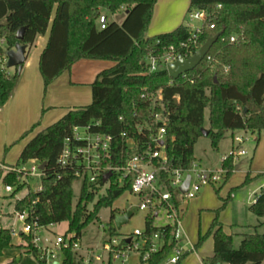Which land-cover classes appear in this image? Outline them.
Masks as SVG:
<instances>
[{"label":"trees","instance_id":"obj_1","mask_svg":"<svg viewBox=\"0 0 264 264\" xmlns=\"http://www.w3.org/2000/svg\"><path fill=\"white\" fill-rule=\"evenodd\" d=\"M157 1L0 0V38L6 39L8 51L17 43L27 46L29 51L37 38L50 30L39 63L46 89L80 60H113L116 63L97 75L91 85L90 105L70 110L57 123L38 133L22 151L18 165L31 160L46 164L42 191L31 190L15 203V213L29 211V222L41 227L68 222L66 235L74 234L80 239L86 228L99 219L103 208H111L130 191L128 183L123 187L112 185L89 210L97 193L85 181L73 205V185L79 168L62 169L58 161L63 142L72 136L75 127L92 125L94 131L111 135L114 138L112 165L119 166L125 163L122 157L125 140L147 141L148 135L139 133V127L145 128L154 122L153 111L165 114L166 151L177 168H186L196 161L194 148L204 137L206 111H209L210 121L207 137L214 149L219 148L229 131L257 133L258 138L264 132V0H191L190 16L196 11H205L208 15L199 35L200 47L217 34L221 36L196 69L176 80L165 70L149 72L145 59L150 54H162L170 46L180 48L192 35L190 29L182 25L173 32L149 37L148 29ZM122 9L126 12L122 24L107 22L105 29L100 28L98 21L103 11L116 14ZM211 24L214 29L208 27ZM22 28L25 31L19 41L17 33ZM234 33L242 34L243 38L238 35L237 41L231 43ZM215 49H220V58L228 68V75L218 80L212 76L210 67ZM0 52L2 54V49ZM18 79V69L15 74L7 75L0 66V105L8 101ZM97 122L100 123L98 127L95 126ZM123 133L126 138L122 137ZM222 167L228 179L235 169L231 156L225 159ZM2 178L8 186H16L15 193L27 185L26 182L21 184V177L13 172ZM250 211L264 219V188ZM118 215L117 210H112V221ZM155 221L154 216L146 217L144 236L152 240L159 234L164 244L159 252L150 254L148 263L142 261V264H160L176 246L172 240L175 228L158 227ZM109 231L110 237L119 235L116 228L111 227ZM22 236L29 244L17 247L13 244L11 230L2 229L0 256L4 250L17 247L32 254L39 264H46L30 238ZM210 236L214 239V256L205 260V264H264V233L244 235L240 248L234 249L233 236L225 233L215 220L208 234L200 238L199 245ZM146 251L142 252V257ZM184 258L178 264H182ZM63 264H85L84 257L69 248L63 252ZM108 264L115 263L110 260Z\"/></svg>","mask_w":264,"mask_h":264},{"label":"built area","instance_id":"obj_2","mask_svg":"<svg viewBox=\"0 0 264 264\" xmlns=\"http://www.w3.org/2000/svg\"><path fill=\"white\" fill-rule=\"evenodd\" d=\"M191 17L202 24L194 30H190L191 38L187 43H182L180 48L170 46L165 48L162 54L148 55L145 61L149 66V72L154 73L162 70L168 72L169 64L175 63L179 57L190 59L201 48L199 35L204 28L208 15L205 11H196ZM107 22L106 16H101L98 21L100 28L105 29ZM208 27L214 29L215 26L211 24ZM230 41L235 43L237 37H232ZM6 48V39L0 38V49H2V54L0 52V66L9 75L10 72L7 68L8 50ZM3 50L5 53H3ZM208 60H211V57H208ZM226 71H228V68H226ZM145 96L143 95V98ZM155 102L156 100L152 101L154 106ZM152 116L153 123H149L145 128L139 127V133L148 135L147 141L140 143L132 138L125 140L126 149L122 153V157H125L124 164L112 165L114 138L101 131H94L92 125L73 129L72 136L66 138L63 142V149L58 163L62 169L79 168L76 172L77 181L83 180L82 185L86 181L91 190L97 194L105 185H107L108 190L112 185L123 187L127 183L130 184L129 192L138 198L139 210L145 213V219L148 216H154L157 219L164 211L165 217L169 221V224L165 226L170 225L175 228L172 240L175 241L176 246L160 264H178L186 254L185 245L181 243L179 229L184 205L196 198L205 186L221 183L226 176V170L223 168L218 170L206 169L197 161L192 162L186 168L174 167L166 151L167 136L164 126L167 120L166 115L153 111ZM120 120H123V118H120ZM156 124H162V126L155 129ZM99 125V122L95 123L96 127ZM122 137L126 138V134L123 133ZM235 141L238 143L245 142L244 138L241 137H236ZM246 153L245 150H234L230 156L235 159L238 156L246 155ZM30 162H32L30 168L27 167V162L9 168L8 172L20 176L21 184L23 182L28 184V180L32 178L40 179L41 185L35 190L40 192L42 191V164L37 160H31ZM107 173H112V175L107 182H104V176ZM188 177H190L189 188L187 192L183 193L181 187ZM14 188L7 185L6 191L14 193ZM28 213V210L23 213H15L18 221L22 224V228L17 229L12 226L10 228L11 234L13 237L22 235L29 237L33 247L40 253V258L46 260V264H54V262L63 264L64 250L72 248L73 251H78L80 239H76L74 234L57 235L51 231V227L55 225L41 227L36 223H31L28 221ZM126 213L127 211L123 215ZM144 232L145 229L143 231L137 229L132 234H119L110 237L103 245L102 251L106 254L105 257L103 254L89 256L88 258L83 256L84 263L91 264L92 260L95 259L103 264H108L110 260L115 264L118 262L125 264L133 254H138L141 262L148 263L150 254L159 252L164 241L160 240L159 234L149 240L144 236ZM124 240H127V242L124 243ZM147 246L149 248L146 251ZM143 251H146V253L142 257Z\"/></svg>","mask_w":264,"mask_h":264},{"label":"rangeland","instance_id":"obj_3","mask_svg":"<svg viewBox=\"0 0 264 264\" xmlns=\"http://www.w3.org/2000/svg\"><path fill=\"white\" fill-rule=\"evenodd\" d=\"M165 2L166 0L157 1L153 9L152 19L154 15L160 11ZM177 10L178 7L173 9L175 12H177ZM185 13V20L187 24H189V29L191 31L202 24L201 22L194 20L190 14H188V11ZM103 15L108 17L109 23L116 22L118 24H122L125 19L126 12L123 9L116 14H110L103 11ZM150 26V33H157L156 31L158 30L156 29H160L155 26L152 30ZM238 35L242 36V34L238 33H234L232 36L237 37ZM39 52L40 47L38 45L33 46L30 57L35 58ZM221 55L222 53L220 52V49L217 51L215 49L211 54L213 63L210 64V67L212 76H214L215 80L228 75L226 67H224L223 61L220 58ZM247 56L248 58L250 57L249 55ZM98 62L110 66H114L115 63L113 60H98ZM16 70V68H8L10 74H15ZM85 88L86 92L81 98V102L83 103L84 101L85 104H78L77 107H86L92 103L90 85L85 86ZM46 95L47 89L44 86L42 90L43 101L46 100ZM59 110L63 109L60 108ZM205 126V130L210 129L209 111H206L205 113ZM41 127L42 124H39L35 127V129L38 131ZM238 131L239 134H243L242 131ZM247 138L248 140L241 147L242 149H245L248 154L236 161L237 167L234 173H232L228 179L224 178V180L217 185L205 186L201 189L196 198L185 204L183 207L184 212L179 226L180 233H182L186 242L189 244L191 243L194 247L196 246L198 255L205 260L211 258L213 255V239L211 237H207L200 245L199 242L201 237H205L208 234L215 220H218V222L222 225L225 233L233 236L234 249L240 248L243 239V236L240 235L241 233L251 235L255 232L251 231L250 228L257 227L260 221L264 222L263 218L259 219L249 211V207L252 204L253 199L256 197V193H260L261 186L264 183V132L259 137V141H255V139H253L258 138L257 133L252 134L249 132L247 134ZM21 142L22 140L15 146L4 148L2 150V158L6 157L7 153L11 154L13 150L15 151ZM256 147L258 148L257 150ZM232 152L231 136L221 142L218 149L213 148L211 139L208 137H201L194 148V156L202 160L203 168L211 167L220 169L223 160L222 155L230 156ZM26 165L30 168L32 166V162L29 161ZM249 175L250 177H248ZM82 181L83 180H78L73 185L74 206L81 194ZM40 185V179L32 178L28 180V184L23 189H20L19 192L9 193L6 191L7 183L4 182L3 178H0V215L3 229H6L8 225L15 226L17 229L22 228V224L15 216V203L17 200L23 199L31 190L35 191ZM14 190H16V186ZM106 190L107 185L101 188V191L95 198V202L88 206L89 210H92L94 204L106 194ZM202 196V202L197 203L196 200ZM123 208H125L127 212L133 213V217L130 219L128 224L123 226L120 230L117 229V234H132L137 229L141 231L145 229V213L139 210L138 198L131 195L130 192H126L113 204L111 208H103L99 214V219L86 228L78 242L79 249L76 251L78 256H85L88 258L89 256H98L103 254L105 257L106 254L102 251L103 245L110 238V228H115V223L111 218L112 210H117V214H122L125 211L122 210ZM167 224H169V221L165 217V212L162 211L159 218L156 219L155 225L163 227ZM241 226H244L245 228H241ZM68 227L69 223L63 222L55 225V227H52L51 229L57 235H64L67 232ZM258 230L259 234L264 233V227L259 228ZM13 241L15 243H23V246L25 247L29 244L23 236H14ZM91 264L103 263L93 259ZM117 264L123 263L118 262ZM125 264H142V262L139 260L138 254H133L129 261ZM184 264H198L197 255L189 254L186 257Z\"/></svg>","mask_w":264,"mask_h":264},{"label":"crops","instance_id":"obj_4","mask_svg":"<svg viewBox=\"0 0 264 264\" xmlns=\"http://www.w3.org/2000/svg\"><path fill=\"white\" fill-rule=\"evenodd\" d=\"M190 1L191 0H166V2L162 5L160 11L154 15L151 21L150 27L152 30L155 26L160 29H156L158 30L156 31L157 33H152V32L150 33V28H149L148 36L154 37L161 34L170 33L175 31L178 27L182 25L189 27V24H187L185 20V14H186L185 12H187L189 9ZM175 7H178L177 12L173 11ZM49 37H50V30L45 35L39 36L37 38L34 46L38 45L40 47L39 54H37L35 58L33 57L31 58L30 54L33 48H31L28 51L26 63L24 64L21 72H19L18 83L14 91L11 93V96L8 99V101L0 106V176L2 177H4V175L8 173L9 168H13L18 165L21 153L24 150L25 146L38 133L42 132L46 128L57 123L70 110L81 108L77 106L78 104H85L84 101L83 103L81 102V98L83 97V94L86 92L85 86L90 85L91 93H92L91 85L96 80L97 75L102 71L113 67V65L110 66V65L102 64L101 62H98V60H90V59L80 60L77 63H75L70 70L65 71L62 75H60L54 82H52L48 86L46 100L43 101L42 90L44 88V80L39 70V63H40L41 54L45 49V47L47 46ZM115 64L116 63H114V65ZM60 108L63 110H59ZM39 124H42V127L37 131L35 127ZM240 131H242L243 134H239L238 133L239 131H235V132L229 131L226 134L225 139L223 140L225 141L226 139H228L229 136H231L232 151L245 150L242 149L241 146L245 144V142L248 140L247 134L249 132L243 130ZM236 137L244 138L245 142L244 143L236 142L235 141ZM253 139H255V141L256 140L258 141L259 138H253ZM21 140L22 142L17 146L15 151L13 150L11 154L7 153L6 157L2 158V150L4 148L15 146ZM257 149L258 148L256 147V150ZM247 154L248 153H246V155ZM222 156H223V160H222L221 168H223L222 167L223 162L227 157H229V155H222ZM243 156H238L237 158L233 159V163L235 166L234 171L236 170L237 167L236 161H238ZM195 159L203 167L202 160L196 157ZM206 169L218 170L211 167L210 168L206 167ZM248 177H250V175ZM262 188H264V183L261 186V189ZM258 194L259 193H256V196ZM255 198L253 199L252 204L254 203ZM202 199L203 196L201 198H198L196 202L197 203L202 202ZM250 207H249V211H250ZM122 210H125L124 212L127 211L125 208H123ZM124 212L119 215H123ZM262 223L264 222L260 221L257 227L250 228L251 231L258 233L259 231L258 229L264 227L261 225ZM11 227H12L11 225L10 226L8 225L6 229H10ZM241 228H245V227L241 226ZM2 229L3 228H2L1 215H0V231ZM51 231L53 230L51 229ZM240 235H242L244 238V235L246 234L241 233ZM210 237L213 239L212 236ZM181 243L185 245L184 248L186 251L185 258L183 259L182 264H184V261L186 260V257L189 254L197 255L198 264H205L204 263L205 259L201 258L198 255L196 246L194 247L191 243L189 244L188 242H186L182 233H181ZM213 243H214V239H213ZM13 244L17 247L23 245V243L20 242L15 243L14 241ZM17 247L4 250L3 254L0 256V264H39L37 260L33 258L34 256L32 254L27 253L25 249H21ZM213 256H214V248H213L212 257Z\"/></svg>","mask_w":264,"mask_h":264},{"label":"water","instance_id":"obj_5","mask_svg":"<svg viewBox=\"0 0 264 264\" xmlns=\"http://www.w3.org/2000/svg\"><path fill=\"white\" fill-rule=\"evenodd\" d=\"M25 28H22L17 33V39L21 41L23 39ZM221 34H217L213 38H210L206 41V43L194 54V56L190 59H184L183 57H179L175 63L169 64L168 66V74L172 79H178L182 74L191 72L196 69L206 58L213 45L218 41ZM27 52L28 47L17 43L15 48L7 52L8 62L7 68H16L20 72L26 63L27 60ZM203 136H208V131H203ZM163 145V143H162ZM46 164L41 166V170L45 169ZM112 173H107L104 176V182H107L111 177ZM190 184V177L187 178L184 185L181 187V191L183 193L188 191ZM133 217V213L127 212L125 215L116 216L114 223L116 229L120 230L123 226L129 223L130 219ZM54 264H60L59 262H54Z\"/></svg>","mask_w":264,"mask_h":264}]
</instances>
